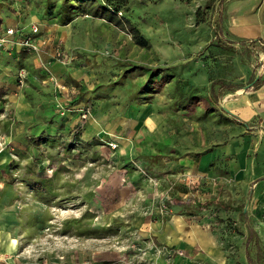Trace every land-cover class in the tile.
<instances>
[{"label": "rangeland", "instance_id": "374dc122", "mask_svg": "<svg viewBox=\"0 0 264 264\" xmlns=\"http://www.w3.org/2000/svg\"><path fill=\"white\" fill-rule=\"evenodd\" d=\"M121 1L0 0V264H198L176 214L264 264V43L229 33L264 0Z\"/></svg>", "mask_w": 264, "mask_h": 264}, {"label": "crops", "instance_id": "0c3cea01", "mask_svg": "<svg viewBox=\"0 0 264 264\" xmlns=\"http://www.w3.org/2000/svg\"><path fill=\"white\" fill-rule=\"evenodd\" d=\"M229 33L237 39L259 40L264 43V1L259 3L256 9L255 7L250 8L247 11L241 12L233 17ZM51 67L59 69V65L56 62L51 63ZM254 89L257 90L256 92L258 98H264V83L260 82L257 88ZM246 100H250V98H247ZM259 179H264V175ZM207 202H211L210 204H212V201ZM186 203L187 202L184 199L179 198V201L174 203V205L176 207H180L181 205H186ZM206 203L204 206L210 205H207ZM223 207L227 209L229 208V205L224 204ZM263 222L264 221L260 220L259 222H257L258 224L254 226L250 225L249 227V229L252 228L254 232H256L259 239V228L264 229V225H261L259 223ZM185 224L187 225L185 219L176 214L173 220V225L169 224L167 226V230L165 232H161L162 240L166 244L170 245H178L181 247L188 246L191 249L196 245L199 248L203 249L204 253L200 254L201 259H198V264H237L235 261H228L227 259L224 260L223 253L221 256V251L217 252L218 249H216L217 246L215 244V237L210 230H205L198 227H193V229L191 230L190 227L186 226ZM183 239H185V241ZM241 261H244L242 262V264H246L245 261H248V257L244 260L242 258ZM182 262L183 261H179V263L177 262L176 264H183ZM184 262H186L187 264H193V261H191V259L187 261L184 260Z\"/></svg>", "mask_w": 264, "mask_h": 264}, {"label": "trees", "instance_id": "16d2710c", "mask_svg": "<svg viewBox=\"0 0 264 264\" xmlns=\"http://www.w3.org/2000/svg\"><path fill=\"white\" fill-rule=\"evenodd\" d=\"M71 1H74V0H64L63 9L60 11L61 19L64 23L69 22L72 18V17H68V16L63 14V12H69L70 8L73 7V4H71ZM78 1L79 2H87V1L92 2L94 0H78ZM101 1L104 4V6H102V8L104 7L103 9H105L106 11H112L113 13H120L124 9L121 0H101ZM215 2H216V0H210L208 2V8L213 7V5H215ZM138 44H141L144 46V45H147V42L145 40H139ZM259 83H260V81H257L255 83V86L257 87L259 85ZM216 85H220L221 87L226 88L228 90H235L234 86L225 84L223 81L213 82L212 88H214V86H216ZM178 201H179V198H175L172 200L171 204H174ZM210 203L211 202H207L206 204L208 205ZM167 204H170V203H167ZM249 230L252 234L254 233L256 236L255 242L258 246L259 256L261 257L262 256V248L260 246V239H259L258 235L256 234V232H254V230L252 228H250Z\"/></svg>", "mask_w": 264, "mask_h": 264}, {"label": "built area", "instance_id": "2783aa9c", "mask_svg": "<svg viewBox=\"0 0 264 264\" xmlns=\"http://www.w3.org/2000/svg\"><path fill=\"white\" fill-rule=\"evenodd\" d=\"M32 34L36 35L39 33V28L35 25H33L32 27ZM15 33H18L16 30L10 28L7 30V35H15ZM7 43V40L4 37H0V47L5 46ZM40 44V41H39ZM37 44L34 42V40L31 37H26L23 41H21V46L25 47L26 49L30 50H37L38 46H36ZM57 56H63V53L61 52V50H57ZM64 57V56H63ZM62 58V57H61ZM84 117H86V114L84 115ZM116 145L114 143H112V147H115ZM5 148L4 143L2 141H0V152Z\"/></svg>", "mask_w": 264, "mask_h": 264}]
</instances>
